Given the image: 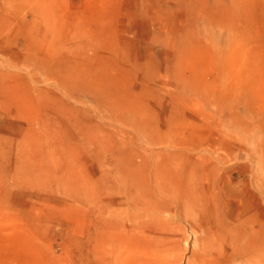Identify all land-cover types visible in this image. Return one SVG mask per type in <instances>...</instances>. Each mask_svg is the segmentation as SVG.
Returning <instances> with one entry per match:
<instances>
[{"label": "rangeland", "instance_id": "rangeland-1", "mask_svg": "<svg viewBox=\"0 0 264 264\" xmlns=\"http://www.w3.org/2000/svg\"><path fill=\"white\" fill-rule=\"evenodd\" d=\"M196 229L264 264V0H0V264H195Z\"/></svg>", "mask_w": 264, "mask_h": 264}, {"label": "bare ground", "instance_id": "bare-ground-1", "mask_svg": "<svg viewBox=\"0 0 264 264\" xmlns=\"http://www.w3.org/2000/svg\"><path fill=\"white\" fill-rule=\"evenodd\" d=\"M102 212H103L102 205H99L98 214L100 215L102 214ZM111 214H113V212ZM105 226H106V222L101 221V223L97 227L98 228L97 236L99 240L103 239L102 235L105 232ZM201 238L202 236L197 233V229H196L192 243L194 249V250L192 249L193 250L192 253L194 254L195 258L198 260L197 263L195 264H231L230 261L233 259V257L236 256L238 257L240 256L241 259L246 261L248 264L249 262L255 261V254H257L258 252L257 251L258 248L253 245L250 246L238 245L236 244V242H233V240L230 241V239L222 238V239H215L214 240L215 244H211L208 247V245H205V243L201 240ZM229 243L231 245H229ZM131 245L134 247V249L137 250V252H139V253H135L136 262L132 264H144V259L141 258V256L143 253H145L144 251L146 250V248L149 247V245L147 244L148 246H146V244H144L139 239L138 240L136 239V241L132 242ZM160 245L159 248L162 247V244ZM262 251L264 250H261V252ZM205 259H208L210 262L209 263L204 262Z\"/></svg>", "mask_w": 264, "mask_h": 264}]
</instances>
